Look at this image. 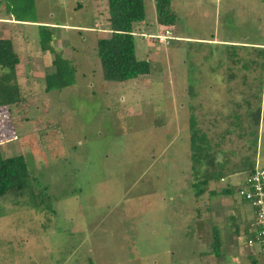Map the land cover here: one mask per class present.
I'll use <instances>...</instances> for the list:
<instances>
[{"label": "rangeland", "instance_id": "374dc122", "mask_svg": "<svg viewBox=\"0 0 264 264\" xmlns=\"http://www.w3.org/2000/svg\"><path fill=\"white\" fill-rule=\"evenodd\" d=\"M143 1L135 55L149 60L150 70L120 82L99 73L95 41L108 34L100 33L105 0H33L24 14L52 23L50 45L75 65L73 84L61 89L44 90L52 54L39 50V23L10 25L22 101L0 107V152L26 157L50 197L39 203L25 189L18 203L0 199V264H250V252L263 258L256 245L238 246L231 236L227 217L236 207L243 218L238 241L245 238L247 203L235 192L210 190L241 178L246 158L264 167V57L252 48L264 52V0H170L175 21L161 30L154 0ZM165 29L169 37L159 41ZM244 60L248 70L240 67ZM190 112L227 172L197 196ZM212 225L225 260L210 252Z\"/></svg>", "mask_w": 264, "mask_h": 264}, {"label": "trees", "instance_id": "16d2710c", "mask_svg": "<svg viewBox=\"0 0 264 264\" xmlns=\"http://www.w3.org/2000/svg\"><path fill=\"white\" fill-rule=\"evenodd\" d=\"M0 3H2L1 12H3V17H9L16 24H22L24 21L36 22L34 19L23 18L25 12L33 11V0H0ZM105 5L107 16L104 26L108 34L98 37L95 41L100 77L106 81L120 82L136 78L139 75H147L150 70L149 60L138 59L136 57L134 44V31L138 28L136 24L140 23L145 17L144 1L105 0ZM79 6L80 4H76V7ZM154 9L156 22L159 25L168 27L174 23L175 16L170 10V0H154ZM17 12L20 13L18 14ZM36 26L38 27L36 35L39 50L52 54L50 61L52 67L43 75L44 90L61 89L73 84L76 73L74 63L60 53L55 52L50 45V41L54 35L53 25L39 23ZM140 34L142 37L145 36L143 32ZM152 36L155 37L156 35ZM236 46L239 47L238 45ZM240 47L244 48L246 45H241ZM252 48L259 58L264 57L262 47ZM232 58L233 62L237 61L234 55ZM247 61L244 60L240 67L248 70L250 67L245 63ZM18 62L19 57L14 50L12 38L0 37V107L5 106L8 110L10 109V105H19L22 101L15 75V66ZM249 62L256 64L258 61L249 60ZM195 121V116L190 112L188 116L190 130V152L188 157H190L192 163L193 177H200L196 183H191L194 187V195L197 196L207 190L209 182H220V178H223L224 172L222 171V162L215 158L217 150L213 151L205 134L199 132L195 127ZM66 162L68 163V160ZM244 163L240 166V171L245 174L257 166L249 158H246ZM28 165L27 158L22 154L3 157L0 152V199L10 196L14 203H18L26 189L30 200L34 198L39 203L40 201L46 204L48 203L50 195L47 192V186L40 185L32 170L28 169ZM220 183V188L210 190L212 194L228 195L235 192L230 180ZM33 188L35 192H33ZM0 215L2 214L0 213ZM211 235L212 239L209 244L210 252L217 258H221L223 252L216 225L211 226ZM244 235L246 240L248 237L247 228L244 229ZM245 240L239 243L238 234H236L235 241H237L238 246L243 243L246 244ZM235 254L237 253L235 252ZM245 258L250 264H256L257 262L264 264V258L259 260L254 256L253 252L246 254Z\"/></svg>", "mask_w": 264, "mask_h": 264}, {"label": "built area", "instance_id": "2783aa9c", "mask_svg": "<svg viewBox=\"0 0 264 264\" xmlns=\"http://www.w3.org/2000/svg\"><path fill=\"white\" fill-rule=\"evenodd\" d=\"M157 36L159 41H163L169 37V31L165 29L163 35ZM233 187L236 195L249 206L246 244L256 245L257 252L264 258V169L255 166L234 181Z\"/></svg>", "mask_w": 264, "mask_h": 264}, {"label": "crops", "instance_id": "0c3cea01", "mask_svg": "<svg viewBox=\"0 0 264 264\" xmlns=\"http://www.w3.org/2000/svg\"><path fill=\"white\" fill-rule=\"evenodd\" d=\"M2 10V3H0V11ZM29 21H24L23 22V24H29L28 23ZM37 23H46V22H39V21H36L34 24L36 25ZM155 23H156V25H158V28H159V30H161L164 26H162V25H159L157 22H156V18H155ZM13 24H15V22L14 21H12L11 19H9V17L8 18H6L5 16L3 17V15H0V37H4V38H8V37H10V38H12L11 37V32H12V30L9 28L10 27V25H13ZM46 24H52V23H46ZM96 24V23H95ZM94 24V25H95ZM171 26L172 25H170V26H168L169 28H171ZM87 28H90L91 29V27H87ZM107 30L105 29V26L104 27H102L101 28V32L100 33H104V32H106ZM144 34H146L147 35V33L146 32H144V31H142ZM172 35L175 37L173 40L174 41H180V40H182V38L183 37H181V36H179V35H174L173 33H172ZM147 38V37H146ZM148 40V39H147ZM200 41H206V42H209V41H213V39H209V38H205V39H201ZM245 164V163H244ZM236 165H238V164H235V166ZM241 165H243V164H241ZM233 171H238V170H233ZM229 172H232V171H229ZM224 174H227V172L226 173H224ZM218 195H220V194H218ZM221 196H226V195H220V197ZM230 212L228 213V217H227V219L228 220H230V222H231V231H232V234L233 235H231L232 236V238L235 240L236 239V234H239L240 233V229H241V226H240V224H239V222L241 221V219H242V224H243V218H238L236 215L237 214H239L238 213V211L236 210V207H233V208H231L230 210H229ZM237 213V214H236ZM234 215V216H233ZM245 236V235H244ZM243 240H245V238L243 239V237H242V240H240L239 241V243H242V241ZM223 259L225 260V256H223Z\"/></svg>", "mask_w": 264, "mask_h": 264}, {"label": "bare ground", "instance_id": "6f19581e", "mask_svg": "<svg viewBox=\"0 0 264 264\" xmlns=\"http://www.w3.org/2000/svg\"><path fill=\"white\" fill-rule=\"evenodd\" d=\"M258 166V165H257ZM258 167H261V166H258ZM261 168H263V167H261ZM264 169V168H263ZM223 180V179H222ZM241 199V198H240ZM242 200V199H241ZM243 201V200H242Z\"/></svg>", "mask_w": 264, "mask_h": 264}, {"label": "clouds", "instance_id": "9594fccd", "mask_svg": "<svg viewBox=\"0 0 264 264\" xmlns=\"http://www.w3.org/2000/svg\"><path fill=\"white\" fill-rule=\"evenodd\" d=\"M175 37L172 35V39H174Z\"/></svg>", "mask_w": 264, "mask_h": 264}]
</instances>
